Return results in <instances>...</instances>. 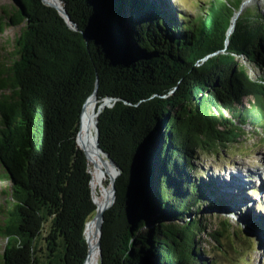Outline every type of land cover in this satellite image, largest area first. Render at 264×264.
<instances>
[{
    "label": "trees",
    "instance_id": "16d2710c",
    "mask_svg": "<svg viewBox=\"0 0 264 264\" xmlns=\"http://www.w3.org/2000/svg\"><path fill=\"white\" fill-rule=\"evenodd\" d=\"M18 2L0 14V31L24 23L15 58L0 64V160L16 198L0 225L10 237L0 264H84L85 225L97 204L75 138L92 69L81 61L71 67L78 42L54 8ZM66 2L87 18L97 12L100 42L109 50L115 37L120 48L118 55L109 51L111 63L100 74V94L121 99L99 116V144L122 171L104 216L100 263L216 264L202 256L207 220L193 214L209 196L210 207H227L229 199L189 174L198 153L239 143L246 125L264 130V78L254 79L239 59L264 70L263 15L243 11L228 35L242 0H209L194 17L168 0ZM137 162L139 214L128 220L121 199ZM99 165L91 157L94 176ZM108 169L100 165L98 196L110 183ZM219 233L210 236L217 241Z\"/></svg>",
    "mask_w": 264,
    "mask_h": 264
},
{
    "label": "rangeland",
    "instance_id": "374dc122",
    "mask_svg": "<svg viewBox=\"0 0 264 264\" xmlns=\"http://www.w3.org/2000/svg\"><path fill=\"white\" fill-rule=\"evenodd\" d=\"M208 1L168 0L178 10L192 17L197 15ZM243 2H245L243 11L252 9L254 12H260L264 17V0H242ZM11 3L12 0H0V13ZM18 32L19 27L13 26H8L0 32V63L5 61L13 51L14 39ZM239 59L254 79L264 78L263 69H259L245 56H239ZM244 102L247 105L249 100L246 98ZM192 163L193 168L189 174L191 177H199V182L201 180L202 182H213L216 190H219L221 194H226V200L230 198L233 201L228 203L229 207H210L214 197L209 196L198 213L193 214V216H202L207 220V230L200 236V245L205 251L211 252L205 253L203 250L202 256L216 261V264H264V130L246 125L245 134L239 143L222 149L218 154L200 152L197 158H193ZM4 173V167L0 162L1 224L8 216L7 209L12 206L11 181L4 176ZM216 180L219 184L215 182ZM110 193L109 190L106 196L108 204L111 202ZM235 202H238L236 208ZM225 220L236 230V233L239 230L247 231L251 234L248 236L251 239L254 235L258 242L256 247L248 244L244 235L239 233L235 236L224 237L220 242L214 240L210 236L211 231L214 232ZM255 222L260 223L263 229L260 230L253 226ZM6 241V237L0 234V261Z\"/></svg>",
    "mask_w": 264,
    "mask_h": 264
},
{
    "label": "water",
    "instance_id": "95a60500",
    "mask_svg": "<svg viewBox=\"0 0 264 264\" xmlns=\"http://www.w3.org/2000/svg\"><path fill=\"white\" fill-rule=\"evenodd\" d=\"M42 2L56 10L59 17L63 20L68 32L71 35H73L74 37H76L75 38L76 42H78L77 49L74 51V57H75L76 62L71 67L74 68L76 63L78 61H81L84 65L89 66L92 69V74H93L92 81H91L92 89L82 103L81 111L79 114V120H78V128H77V133H76V138H75L77 146L83 151V153L86 156L87 170L91 175V172H90L89 166H88L87 154H86L85 150L80 146L78 138H79V132H80V120H81V115H82L84 105L86 104L88 98L90 96H92L93 94H95L97 97V100H98V106H100L105 100H108V104L106 106H104L102 109H99V112H98V117L96 120L97 144H98L99 149L107 156V158L117 168V170H118L117 178H118L122 171L118 167L116 162L110 157L109 153L107 151H105L100 146V144H99V126H98L99 116L102 113V111L106 108L113 107L115 105V103L121 99L118 96H114V95H110V94L101 95L99 92L100 85H101L100 74H101V72H104L107 69V67L109 66V64L111 63V61L109 60V54H108L109 51H110V54H112V55L120 54V48L118 46V43H117L115 37H113L112 41H110L109 43L106 42V45L108 46L109 50H106L104 48L105 44H102L100 42L99 27H98L99 24H96V25L94 24V17H95L96 21L99 19V14L97 12H95V13L92 12V15H90L87 18L86 15L84 16L83 10H80L78 6L75 7L74 12L71 11L70 8L68 9L66 0H59V2L61 3L60 6L53 4V3H50L46 0H42ZM20 5L21 4L18 2V0H12V3L1 13H4L6 10L10 9L11 6L21 7ZM243 10H244V2L241 4L240 9L234 14V16L232 18V23L228 29V35H230L232 33V31H234V29L236 27L237 19L241 15ZM96 23H98V21ZM23 25H24V23L17 24V25L5 24L4 30L8 26L9 27H12V26L13 27H19V32L14 39L15 44H14L13 51L16 48L15 47L16 46V38L21 33V28ZM3 31H0V32H3ZM228 43H229V41L227 40L226 44L228 45ZM13 51L6 58V60L1 62L0 64L5 63L6 65H9L11 63V60H13L16 56V54H13ZM125 102H128V101L125 100ZM0 162L3 165L4 170H5L4 176H7V178L11 181V188H12V192H11V197H12L11 205L12 206L7 209L8 216L5 218V220L2 224L0 223V225L2 226L6 223V220L8 219V217L11 216L10 211L14 209V206L16 204V198L14 195V187H13V181H12L11 173H10L8 167L1 160H0ZM140 177H141V168H140L139 162L131 164V167H130V169L127 173V176H126L125 184L123 187L122 199H121V210L124 212V215L128 220H131L132 218L137 217L139 214ZM91 178H92V175H91ZM117 178H116V180H117ZM116 180L113 183V190H114L113 201L103 210L102 216H101L100 237H99V264H101L100 260L102 259L101 237H102V226H103V222H104L105 212L107 209H109L116 202V199H117ZM105 183L108 184V180H106ZM90 185H91L92 198H93V201L95 202L92 184H91V179H90ZM95 204H96V202H95ZM96 212H97V205H96V211H95L94 215L96 214ZM94 215L92 217H90V219H92L94 217ZM90 219L86 222L85 230H84L85 238H86V241L88 244V253L86 255L84 264L86 263V260H87L88 254H89V242H88V238L86 235V229H87V225H88V222L90 221ZM216 230L220 232L218 235L219 239L217 240V242H220V240L224 237L235 236V235H237V233H239L240 235H242V234L244 235V239H246L248 241V244L252 245V247L253 246L256 247V245L258 244L257 239L255 238L254 235H252V239H251L248 237L251 234L248 233L247 231L243 232V231L239 230L236 233V230L234 228H232L231 225L226 220L222 221L220 227L215 229L214 231H216ZM0 234L6 237V240H7L6 245H5V248H6L10 237L5 235L4 233H0ZM5 248H4V250H5ZM4 250H3V252H4ZM2 256H3V253L1 255V260H2Z\"/></svg>",
    "mask_w": 264,
    "mask_h": 264
},
{
    "label": "bare ground",
    "instance_id": "6f19581e",
    "mask_svg": "<svg viewBox=\"0 0 264 264\" xmlns=\"http://www.w3.org/2000/svg\"><path fill=\"white\" fill-rule=\"evenodd\" d=\"M46 1L59 5V6L61 5L59 0H46ZM107 104H108V100H105L100 106H98L97 97L95 94H93L92 96L88 98L86 104L84 105L82 115H81V120H80L79 135L82 140L83 148L85 149L88 155L89 170H90V160L92 157L96 160L98 164L106 168H109L106 171L107 172L109 171L110 176H111L110 183L107 186H105L107 187L106 190L103 192L101 196H98L95 193V189H96V183H97V178H98L97 174L100 171V165L99 167L97 166L95 176H94V172L92 171L93 168L90 170L91 175L93 176V181L91 178V184H92V189L94 191L93 192L94 200L98 206V209L94 217L90 219V221L88 222V225H87L88 228L86 229L87 230L86 235H87L88 242H89V254H88L85 264H99V237H100L101 216H102L103 210L113 201V196H114L113 183L115 182L117 175H118V170L115 167V165L99 149L98 144H97L96 120L98 117L99 109H102ZM93 167H95V165ZM109 190L111 191L110 193L111 202L108 204L106 202V196ZM232 202L233 201H231V199L229 198V203H232ZM234 205L236 208V206H238V202H235Z\"/></svg>",
    "mask_w": 264,
    "mask_h": 264
}]
</instances>
